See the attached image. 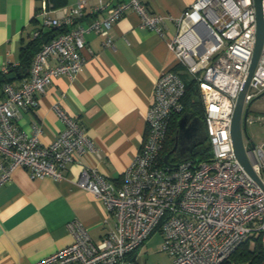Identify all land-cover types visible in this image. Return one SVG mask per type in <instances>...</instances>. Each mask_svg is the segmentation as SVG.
Here are the masks:
<instances>
[{
  "label": "built area",
  "instance_id": "2783aa9c",
  "mask_svg": "<svg viewBox=\"0 0 264 264\" xmlns=\"http://www.w3.org/2000/svg\"><path fill=\"white\" fill-rule=\"evenodd\" d=\"M128 9L139 14L141 26L164 36L162 14L144 0H78L75 6L57 8L42 0L34 14L41 27L32 36L54 31L41 40L26 74L17 73L19 63L0 67V75L18 74L17 83L0 82V185L17 166L32 178L58 180L65 164L78 160L77 184L98 196L111 218L96 240L73 220L72 242L30 264H126L125 256L156 229L163 236L160 250L170 256L167 264H220L240 242L260 233L264 245V141L244 145L256 179L236 158L230 134L255 44L253 0H194L175 19L176 31L167 39L176 62L197 83L208 157L159 162L170 119L183 110L185 81L171 69L162 70L154 83L145 139L118 184L80 160L96 146L80 122L58 106L65 126L48 143L39 140L40 124L34 122L30 133L18 125L20 110L34 106L52 78L72 77L80 68L85 31L100 33L111 45L109 30ZM262 11L264 18V0ZM85 17L90 18L86 25L77 24ZM263 90L264 32L243 104ZM259 118L246 114L244 124ZM185 129L192 131L190 124Z\"/></svg>",
  "mask_w": 264,
  "mask_h": 264
},
{
  "label": "crops",
  "instance_id": "0c3cea01",
  "mask_svg": "<svg viewBox=\"0 0 264 264\" xmlns=\"http://www.w3.org/2000/svg\"><path fill=\"white\" fill-rule=\"evenodd\" d=\"M77 1L66 0L62 6H75ZM144 1L162 14L164 36L141 26L133 9L126 10L110 28L111 45L104 43L103 35L88 29L80 68L72 77L52 78L38 93L37 103L22 108L16 118L28 133L34 122L40 124L39 140L48 143L65 126L58 106L80 122L96 146L80 160L116 184L145 139L146 112L159 73L171 69L186 79L167 39L176 31L175 19L194 0ZM38 5L39 0H0V67L30 62L41 42L39 38V42H30L33 30L41 27L34 16ZM89 19L77 24L86 25ZM11 80L17 83L18 78ZM80 170L78 160L67 162L58 180L32 178L22 166L12 170L0 185V264H30L69 244L73 220L80 221L93 240L106 231V220L111 218L102 200L77 184ZM137 248L125 256L126 264L136 263Z\"/></svg>",
  "mask_w": 264,
  "mask_h": 264
},
{
  "label": "trees",
  "instance_id": "16d2710c",
  "mask_svg": "<svg viewBox=\"0 0 264 264\" xmlns=\"http://www.w3.org/2000/svg\"><path fill=\"white\" fill-rule=\"evenodd\" d=\"M41 1L42 0H39V5L36 7V9L40 7ZM47 1H48V6L50 8H57L66 3V0H47ZM37 29L39 30L40 27ZM52 31L54 30L43 32L40 36L33 37L30 42L34 43V40H38L39 42V39L41 41L49 37ZM39 43L37 45V49L39 47ZM28 66H29V61L24 63L23 62L19 63L17 73L20 75L26 74ZM184 81H185V91L182 97L183 110L180 113L173 114L170 119L166 138L163 143L161 155L159 158L160 163L163 162V155L169 150H171L175 144V136L177 134V126H178L177 121L183 112L189 113L192 117L196 116L203 121L204 109H203L201 96L197 87V83L192 78L189 79L186 78L184 79ZM209 154H210L209 146L204 145L202 142L197 144L195 147L191 148L190 150H187L182 155L178 154L175 149L169 155V159L171 161L174 160L175 162H178L185 158H206L209 156ZM235 262H240L242 264H264V245L262 240V233H260L257 236H250L244 239L220 264H234Z\"/></svg>",
  "mask_w": 264,
  "mask_h": 264
},
{
  "label": "water",
  "instance_id": "95a60500",
  "mask_svg": "<svg viewBox=\"0 0 264 264\" xmlns=\"http://www.w3.org/2000/svg\"><path fill=\"white\" fill-rule=\"evenodd\" d=\"M253 3H254L255 13H256L255 44H254L252 58H251L243 85L237 96L235 106L233 109L231 126H230V134H231L233 150H234L236 158L238 159L240 164L245 168V170H247L254 178L258 179L251 168L249 159L244 149V144H243V139H242V120L245 119V116L247 113V108H246L245 112L242 114L244 95L247 90L250 78L252 76V73H253V70H254L260 49H261V45L263 41V32H264L262 0H253ZM17 76L18 74L16 72H14L13 70H10L8 73L4 75H0V82L6 79H13ZM188 116H189V113L187 112L182 113V115L177 121L178 129L182 128L185 125L188 119ZM176 145H177V141H175L173 148L163 155V162L165 164L172 163L169 159V155L176 149Z\"/></svg>",
  "mask_w": 264,
  "mask_h": 264
},
{
  "label": "rangeland",
  "instance_id": "374dc122",
  "mask_svg": "<svg viewBox=\"0 0 264 264\" xmlns=\"http://www.w3.org/2000/svg\"><path fill=\"white\" fill-rule=\"evenodd\" d=\"M184 74L187 79L190 78V75L186 71ZM246 108L247 117L251 118L252 116L261 115V118L252 122L246 121L245 124L244 120H242L243 144H259L264 141V90L259 95L254 96L251 100L243 104L242 114L245 112ZM203 144L207 146L208 141L206 140ZM162 240L163 236L160 230L156 229L153 231V233L137 248L135 264H167L170 261V256L167 252L160 250ZM234 264L242 263L235 262Z\"/></svg>",
  "mask_w": 264,
  "mask_h": 264
},
{
  "label": "flooded vegetation",
  "instance_id": "af4514ba",
  "mask_svg": "<svg viewBox=\"0 0 264 264\" xmlns=\"http://www.w3.org/2000/svg\"><path fill=\"white\" fill-rule=\"evenodd\" d=\"M188 124L192 128V131H188L185 127L180 129L177 128L176 134V152L180 155L185 153L190 148L195 147L200 142H205V133L202 120L196 116L192 117L190 114L188 116ZM199 142V143H198Z\"/></svg>",
  "mask_w": 264,
  "mask_h": 264
}]
</instances>
